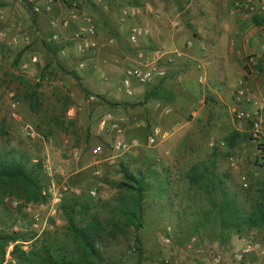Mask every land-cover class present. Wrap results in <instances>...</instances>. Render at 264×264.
I'll return each mask as SVG.
<instances>
[{
    "label": "rangeland",
    "instance_id": "374dc122",
    "mask_svg": "<svg viewBox=\"0 0 264 264\" xmlns=\"http://www.w3.org/2000/svg\"><path fill=\"white\" fill-rule=\"evenodd\" d=\"M145 1L0 0V148H13L32 162L41 160L48 183L43 203L7 199L0 209V231L37 236L61 231L60 204L72 198L98 201L101 217L109 218L123 196L118 184L126 168L133 175L141 172L151 188L144 196L143 227L105 245L110 260L236 264L235 254L243 247L236 236L221 245L216 230L194 232L199 219L194 212L204 201L188 187L186 175L215 152L216 171L226 176L230 193L245 209L251 204L250 185L264 179V162L258 161L249 123L236 120L239 106L233 97L241 86L256 95L264 90V18L250 12L247 0H150L148 11ZM71 2L78 4L76 19L67 29H52L51 20L68 15ZM47 5L49 11L35 12ZM123 9L138 13L123 21ZM87 20L96 29L97 48L81 57L73 36ZM134 25L147 31L141 48L183 51L187 63L163 83L139 86L127 97L121 79L136 53L128 41ZM54 34L59 42L52 40ZM192 34L202 45L188 52L184 44ZM51 42L60 48L53 57L47 51ZM81 61L85 67L78 69ZM155 87L158 96L148 98ZM106 112L122 119L124 140L136 146L123 154L112 150L115 134L99 128ZM231 136L233 145L227 141ZM96 147L100 154L93 153ZM161 182L168 186L162 185L159 196ZM55 196L60 203H53ZM251 235L243 240L259 248L248 264H264V239L257 231Z\"/></svg>",
    "mask_w": 264,
    "mask_h": 264
},
{
    "label": "trees",
    "instance_id": "16d2710c",
    "mask_svg": "<svg viewBox=\"0 0 264 264\" xmlns=\"http://www.w3.org/2000/svg\"><path fill=\"white\" fill-rule=\"evenodd\" d=\"M59 50L57 44L47 43L49 56L53 57ZM165 79L156 83H163ZM158 90L155 87L148 98H156ZM30 95L33 96L31 89ZM32 109L38 112V105ZM227 141L230 145L235 144V136ZM215 157L213 152L187 171L188 187L204 201V205L194 212L199 215L194 232L197 233L198 228L216 230L215 241L221 245L229 244L233 236L250 240L253 231L264 239V179L250 185L247 191H252L249 194L251 204L248 209L242 208L230 193L226 176L216 171ZM121 172L122 181L118 187L123 196L109 211V218L101 217L98 201L88 198L64 200L60 204L65 221L61 231H45L40 236L33 232L9 235L0 231V262L4 260L6 247L14 244L11 254L18 264H120L105 255V245L115 242L129 229L137 231L143 227L144 196L151 188L141 172L133 175L126 168ZM47 185L41 160L32 162L13 148H0V209L10 198L28 204L45 202ZM162 185L168 186L163 182L161 186L159 184V196L164 194ZM26 244L27 250L24 249Z\"/></svg>",
    "mask_w": 264,
    "mask_h": 264
},
{
    "label": "built area",
    "instance_id": "2783aa9c",
    "mask_svg": "<svg viewBox=\"0 0 264 264\" xmlns=\"http://www.w3.org/2000/svg\"><path fill=\"white\" fill-rule=\"evenodd\" d=\"M94 5H102L104 0H90ZM150 0L144 2V10H150ZM49 4V3H48ZM246 7L250 12L255 13L264 18V0H247ZM70 13L60 19H52L50 26L52 29H67L73 19H76L75 11L78 9L77 2L70 3ZM49 11L50 6L47 5L42 9L35 7V12L40 13ZM138 13L137 9H123L121 11V19L123 21L133 19ZM147 31L134 25L128 34V41L133 50L136 51L134 55L133 65L126 68L121 79V90L127 97L134 96L137 88L143 85H150L162 79L168 78L172 70L176 69L182 64H186L187 55L183 51L165 50L159 48H141V42L145 39ZM52 40L59 42V36L52 35ZM76 52L81 57L89 56L96 48V29L89 20L82 25L74 34ZM187 45V44H186ZM189 45V43H188ZM251 66L255 65L253 57L249 59ZM85 67L83 61L78 63V69ZM202 81V78L199 79ZM235 103L239 106L236 113V120L239 122L247 121L250 125L249 134L251 140L257 144L259 162H264V128H263V114H264V90L256 95L252 89L246 86H241L233 92ZM122 119L114 117L113 113H104L99 121V128L101 131L111 132L115 134V138L111 141V148L117 154H123L131 147L136 146L135 141H125L123 138V130L120 125ZM158 134V130H154V137ZM154 137L150 139L152 142ZM94 154H100L101 148L96 147L93 150ZM246 186V185H244ZM91 196L95 195L94 191L90 192ZM60 197H54L53 203H60ZM35 220V218H34ZM35 226V224H34ZM259 245L247 243L240 251L235 254L232 263L240 264L243 262L246 255L250 253H257ZM13 244H10L4 255V260L0 264H18L12 257Z\"/></svg>",
    "mask_w": 264,
    "mask_h": 264
},
{
    "label": "crops",
    "instance_id": "0c3cea01",
    "mask_svg": "<svg viewBox=\"0 0 264 264\" xmlns=\"http://www.w3.org/2000/svg\"><path fill=\"white\" fill-rule=\"evenodd\" d=\"M239 40H241V38L239 39ZM188 43H189V45H188ZM209 43V42H208ZM187 44V45H186ZM186 44H184V47L186 48V50L188 51V52H193V48H196L197 46H201L202 45V43H200V41L198 40V38H197V35L196 34H192V36L188 39V41H187V43ZM63 52V51H62ZM186 62H187V60H186ZM183 65V64H182ZM179 68H180V66H178ZM176 68V69H179V68ZM184 67V66H183ZM182 67V68H183ZM237 239V242H239V243H242L243 242V247L246 245V243H245V241L243 240V239H238V238H236ZM232 244H234V241L232 242ZM242 247V248H243ZM241 248V249H242ZM252 253H250V254H248V255H246L245 256V258H244V260H243V262L242 263H240V264H243V263H249V261H250V255H251ZM256 254V253H255Z\"/></svg>",
    "mask_w": 264,
    "mask_h": 264
}]
</instances>
